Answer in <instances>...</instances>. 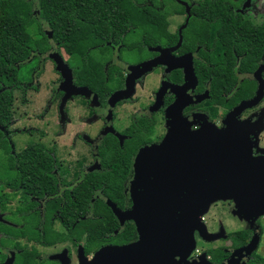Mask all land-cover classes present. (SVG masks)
Segmentation results:
<instances>
[{
	"label": "flooded vegetation",
	"instance_id": "obj_1",
	"mask_svg": "<svg viewBox=\"0 0 264 264\" xmlns=\"http://www.w3.org/2000/svg\"><path fill=\"white\" fill-rule=\"evenodd\" d=\"M95 1L90 41L74 44L75 66L52 30L31 51L58 74L45 105L36 98L38 67L35 79L0 83V264H80L102 247L137 241L134 223L113 208L131 210L138 155L158 149L170 124L246 127L252 156L264 157V0ZM86 63L94 76L76 73ZM114 172L123 179L115 201L99 180ZM201 222L181 264H264V213L239 216L227 200L210 204Z\"/></svg>",
	"mask_w": 264,
	"mask_h": 264
},
{
	"label": "water",
	"instance_id": "obj_2",
	"mask_svg": "<svg viewBox=\"0 0 264 264\" xmlns=\"http://www.w3.org/2000/svg\"><path fill=\"white\" fill-rule=\"evenodd\" d=\"M54 62L70 92L79 93L68 66L59 57ZM125 94L129 88L114 99ZM170 127L158 149L138 155L131 210L121 216L113 208L118 218L134 223L137 241L102 247L80 264H181L193 248L194 232H204L201 217L211 203L232 201L239 216L264 213V157L252 156L246 127L200 132Z\"/></svg>",
	"mask_w": 264,
	"mask_h": 264
},
{
	"label": "trees",
	"instance_id": "obj_3",
	"mask_svg": "<svg viewBox=\"0 0 264 264\" xmlns=\"http://www.w3.org/2000/svg\"><path fill=\"white\" fill-rule=\"evenodd\" d=\"M35 2L38 10L37 17L33 14ZM97 9L99 8L96 7L95 0H0V76L8 78L14 76L16 65L24 62L28 54L36 49V45H42L47 40L43 33H41L42 40H31L29 28L34 23L40 26L38 20L49 25L59 46L73 56L78 52L74 46L75 43L90 41L89 37L93 29L91 12ZM125 10L131 13L137 11L133 7ZM157 22L154 16H132V23L137 25L154 26L158 25ZM62 37L65 41H62ZM95 69L93 64L86 63L82 72L76 73L91 77L95 75ZM1 95L9 99L10 92L6 94V91H2ZM99 180H105L108 183L110 199L115 201L116 193L112 189L118 184L121 185L123 179H119L114 172ZM99 224L101 228V222ZM133 236L130 242L135 239ZM93 237H99V235Z\"/></svg>",
	"mask_w": 264,
	"mask_h": 264
},
{
	"label": "rangeland",
	"instance_id": "obj_4",
	"mask_svg": "<svg viewBox=\"0 0 264 264\" xmlns=\"http://www.w3.org/2000/svg\"><path fill=\"white\" fill-rule=\"evenodd\" d=\"M36 5L37 3L35 2L33 14L37 17L38 10ZM38 22L40 23V26L34 23L32 27L29 28L32 41L42 40L43 35L41 33H43V31H46L47 33L50 34L51 29L47 26V23L42 21L40 22L39 20ZM41 50L42 49H40V51ZM42 51H43L42 53H44V50ZM60 52L62 53L64 59L69 62V64H71L72 66H75L77 64L75 60L76 57L75 55L69 58L68 54H66L63 49H61ZM43 57H44L43 55L40 56L31 55L30 52V54H28L24 62L16 65L14 76H11L9 78L7 76L6 77L0 76V83L3 84L4 86L9 87L10 86L9 84L12 82V78L13 79L15 78L17 81L21 83L24 81H28L30 79H35L32 77L31 74L33 70L38 67L37 75L40 73L41 75H39V77L34 80V84L37 85V87H39L40 89L37 92L38 94L37 97L34 94H32V96L30 97L31 98L36 97L37 100H39V106L45 105L48 99L51 98L52 96V92L54 89L53 82H57L56 79L58 78V74L55 72L52 63L47 61V59L42 60ZM16 94L18 93L15 92L14 96H16ZM222 201L223 200H217L215 202H222Z\"/></svg>",
	"mask_w": 264,
	"mask_h": 264
}]
</instances>
